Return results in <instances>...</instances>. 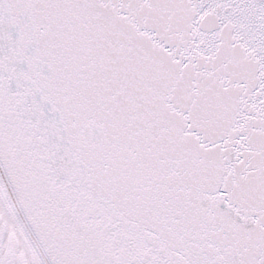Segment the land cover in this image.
<instances>
[{
	"label": "snow or ice",
	"instance_id": "snow-or-ice-1",
	"mask_svg": "<svg viewBox=\"0 0 264 264\" xmlns=\"http://www.w3.org/2000/svg\"><path fill=\"white\" fill-rule=\"evenodd\" d=\"M0 264H264V0H0Z\"/></svg>",
	"mask_w": 264,
	"mask_h": 264
}]
</instances>
